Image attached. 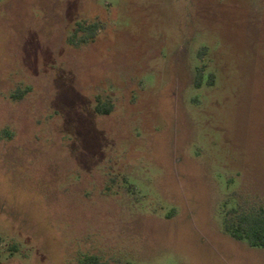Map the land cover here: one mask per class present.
Returning <instances> with one entry per match:
<instances>
[{
    "label": "rangeland",
    "instance_id": "1",
    "mask_svg": "<svg viewBox=\"0 0 264 264\" xmlns=\"http://www.w3.org/2000/svg\"><path fill=\"white\" fill-rule=\"evenodd\" d=\"M235 206L264 208V0H0V264H264Z\"/></svg>",
    "mask_w": 264,
    "mask_h": 264
},
{
    "label": "trees",
    "instance_id": "2",
    "mask_svg": "<svg viewBox=\"0 0 264 264\" xmlns=\"http://www.w3.org/2000/svg\"><path fill=\"white\" fill-rule=\"evenodd\" d=\"M98 28V23H87L81 21L77 23L75 33L82 32L87 34V37L92 38ZM204 74L202 68H197L196 81L197 87L201 86ZM207 81H211V75ZM95 111L99 114L109 113L111 106L98 101L95 106ZM224 229L235 239L245 240L251 247L264 248V208H259L253 211H243L239 208L231 207L225 209L223 219ZM15 249V246H11ZM79 264H110L108 261L101 259L95 254L84 256ZM128 264H133L128 262Z\"/></svg>",
    "mask_w": 264,
    "mask_h": 264
}]
</instances>
